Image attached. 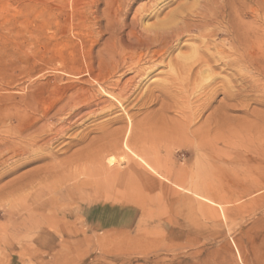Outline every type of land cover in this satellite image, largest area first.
<instances>
[{"label":"rangeland","instance_id":"obj_1","mask_svg":"<svg viewBox=\"0 0 264 264\" xmlns=\"http://www.w3.org/2000/svg\"><path fill=\"white\" fill-rule=\"evenodd\" d=\"M148 1L135 0L119 22L118 41L124 50L134 48L127 37L131 31L142 36L154 21L140 20L139 27L135 18ZM176 1L161 0L155 11L166 13ZM105 10V1L98 0H0V104L4 97L9 105L20 103L30 93L52 102L66 89L87 87L89 72L101 73L96 54L108 38L100 30ZM260 51L264 53V48ZM125 55L124 67L112 79L120 84L134 76L130 54ZM164 71L157 66L146 80H135L136 87L123 105L134 126L115 107L108 115L79 123L54 145L58 152L75 142L80 132H90L89 139H96L104 130L112 134L131 127L142 141V168L115 179H105L89 162L68 170L69 181L60 188L69 197L58 204L62 209L58 226L70 232L63 235L50 228H30L6 237L1 229L10 224L2 212L11 206L1 199L0 264H264V76L247 72L241 78L252 90H246L236 112L228 107L231 102L224 99L225 91L199 112L197 106L205 99L199 94L177 99L159 95L154 85L162 82ZM105 99L98 94L99 102ZM115 118L121 122H114ZM234 128L239 138L232 145L228 134ZM220 130L227 143L213 146L221 153L212 154L208 147L204 150L209 154H203L199 138L204 134L213 138ZM81 148L79 144L66 153L62 150L57 160ZM111 155L114 168L124 169L126 159L120 153ZM35 166L39 164L4 177L0 186ZM76 183L79 187L72 191ZM39 192L34 190L40 196L27 204L44 214L50 208L48 196ZM109 193L118 201L101 199Z\"/></svg>","mask_w":264,"mask_h":264},{"label":"bare ground","instance_id":"obj_2","mask_svg":"<svg viewBox=\"0 0 264 264\" xmlns=\"http://www.w3.org/2000/svg\"><path fill=\"white\" fill-rule=\"evenodd\" d=\"M100 1L106 3L105 25L100 30L108 35L104 44L107 50H99L96 54L101 73L89 72L90 80L85 82L87 87L66 89L52 102L46 101L43 95L30 93L20 103L9 105L4 97V104H0V181L23 167L39 164L0 186V200L7 199L11 206L8 211L2 212V218L10 224L8 229H1L6 237L30 228L38 231L50 228L57 235L70 233L66 227L58 226L62 220V209L58 204L69 197L60 187L69 181L65 173L74 165L89 162L92 170L105 179L127 177L134 168H142L140 163L145 164L143 151L139 148L142 141L131 132V127L112 134L104 130L103 136L96 139H89L90 132H80L74 136L75 142L70 141L65 148L58 149V152L64 150L66 153L82 145L80 150H75L64 160H57L58 152L53 150L54 145L79 123L97 115H108L115 107L127 116L131 124L133 121L123 105L136 87L135 80H146L155 67L165 68L162 82L154 85L159 95L176 96L177 99L183 94H199L201 100L205 98L197 106L199 112L212 105L211 101L219 91H225L224 95H227L224 99L231 102L228 107L236 112L240 100L246 98V90H252V85H243L241 78L247 72L264 76V53L260 51L264 48V36L261 37L264 35V0H177L174 8L159 14L155 10L161 0H149L140 7L135 18L139 27L142 25L140 20L151 17L154 21L144 29L146 34L136 36L133 31L128 34V42L134 46L131 50H124L120 45L118 32L125 10L135 0ZM128 53L134 76L125 84H120L119 79L112 80L113 75L119 73ZM142 60L145 65L141 66ZM98 94L106 99L99 102ZM150 94V97L153 96ZM221 108L226 111V107ZM118 121L121 122V118L114 119V122ZM107 125L109 123L101 129ZM204 135L199 138V149L208 155L204 149L209 147L214 152L212 154L219 155L221 152L216 151L213 145L225 143L226 135L221 130L213 138ZM228 137L229 144L235 145L239 138L238 129H232ZM116 153L126 159L122 163L124 169L114 168L115 160L111 154ZM107 155L109 158H106ZM78 187L76 183L70 189L73 191ZM34 190H39L43 197L48 196L50 208L44 214L37 212L39 208L31 210L27 204L28 201L34 203L40 196L33 194ZM122 197L127 200L128 196L123 193ZM114 198L110 193L101 197L105 201ZM114 201H118L117 198ZM21 251L27 249L22 247Z\"/></svg>","mask_w":264,"mask_h":264}]
</instances>
